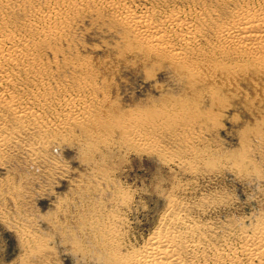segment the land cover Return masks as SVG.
I'll list each match as a JSON object with an SVG mask.
<instances>
[{"label": "rangeland", "instance_id": "1", "mask_svg": "<svg viewBox=\"0 0 264 264\" xmlns=\"http://www.w3.org/2000/svg\"><path fill=\"white\" fill-rule=\"evenodd\" d=\"M127 2L161 27L194 19L187 67L149 56L105 0H0V38L37 55L1 81L17 106L0 102V264H111L107 238L127 255L186 225L239 250L264 222V78L230 80L238 62L215 36L240 4ZM130 114L152 117L142 128ZM194 243L185 232V264L213 263Z\"/></svg>", "mask_w": 264, "mask_h": 264}, {"label": "bare ground", "instance_id": "2", "mask_svg": "<svg viewBox=\"0 0 264 264\" xmlns=\"http://www.w3.org/2000/svg\"><path fill=\"white\" fill-rule=\"evenodd\" d=\"M77 1L90 2V0ZM127 1L105 0L119 16V22L121 21L131 33L129 35L133 37L134 43L141 46L146 53L148 52L149 56L154 55L162 59L168 58L171 62L175 60L187 67L193 57L190 53L197 50L195 47L196 40L203 34V30L197 27L194 19L173 14L167 19V25L161 27L155 22L154 15L135 12L130 8ZM234 2L240 5L237 7L232 20L227 24L218 26L215 31L216 40L221 42V46L217 48L219 50L217 53L222 55L224 59L230 58L238 62L237 65L230 68L232 70L230 80L241 79L246 80L248 83L251 79L256 84V89H259L258 81L255 80L256 77L252 78V75L255 76L256 74L264 78V0H234ZM55 14L51 12L49 16L52 17ZM196 18L199 19L200 14ZM28 47L29 50L24 45H20L14 36L0 38V72L5 70L8 73L6 76L0 74L4 76H0V102L6 101L12 107L17 106V103L13 97L6 95L1 81L4 79L14 83L15 74L13 73V76L12 71L24 65H28L29 69L32 67L34 60L37 59L36 53H33L36 48ZM221 64L225 65V63ZM217 71L221 74L219 70ZM225 75L228 76L229 73ZM213 81L214 78L211 76L206 79V83ZM250 83L253 82L250 81ZM195 88L196 86L192 87L191 90ZM181 100L180 104L183 107L192 104L186 100ZM194 102H196V99ZM13 109L15 110V108ZM15 112L18 117H21L26 116L30 110L26 107H20ZM147 116L148 118L152 117ZM148 118L139 114H130V121L140 126L149 122ZM106 125L108 124L106 123ZM144 126L142 128H145ZM144 134L145 132L139 135L140 139H144ZM173 218L176 224L182 225L185 223L183 222L185 218L180 216H174ZM185 228V230H178L177 232L158 230L141 247L132 248L127 255H120L113 251L111 253V249L115 251L114 245L121 243L117 237L107 238L111 241L107 240L108 246L104 248L110 250L111 257L109 260L111 264H185L181 241L184 233L188 232L190 238L195 241V246L201 244L203 252L207 249L213 250L214 257L211 264H264V222L254 229L251 236L245 237L239 250H234L231 245L232 238L229 235L221 239V246L216 247L205 241L206 232L199 231L197 226L186 225ZM108 230L110 229L108 228ZM195 236L196 240L194 239ZM260 257L263 259L257 263L256 260Z\"/></svg>", "mask_w": 264, "mask_h": 264}]
</instances>
